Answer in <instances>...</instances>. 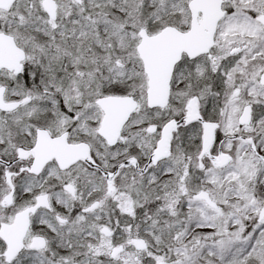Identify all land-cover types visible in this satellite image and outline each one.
<instances>
[{"label":"snow or ice","instance_id":"snow-or-ice-1","mask_svg":"<svg viewBox=\"0 0 264 264\" xmlns=\"http://www.w3.org/2000/svg\"><path fill=\"white\" fill-rule=\"evenodd\" d=\"M0 264H264V0H0Z\"/></svg>","mask_w":264,"mask_h":264}]
</instances>
